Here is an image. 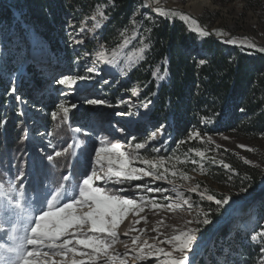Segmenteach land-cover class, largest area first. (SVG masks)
Returning <instances> with one entry per match:
<instances>
[{
  "label": "rangeland",
  "instance_id": "obj_1",
  "mask_svg": "<svg viewBox=\"0 0 264 264\" xmlns=\"http://www.w3.org/2000/svg\"><path fill=\"white\" fill-rule=\"evenodd\" d=\"M142 1L141 4H137L136 12L133 16V20H136L137 23L135 26L131 23L127 31L122 32L124 33L122 41L113 47H108L106 42L102 40L104 29L108 23L103 24L102 21H99L103 26L101 30L97 31L91 19L93 14L95 15L94 11H103L110 16L113 6L111 0H94L92 2L95 10L91 9V13H86L88 19L85 21L84 26L88 31L83 34L84 42L80 45H71L69 43V34H75L74 30L69 28V25H75L76 28H80L85 16L77 13L73 7L69 6L68 13L61 17L64 22L63 34L68 38L67 54L63 51V44L57 50L53 49L52 43L45 38L41 30L16 11L15 16L20 21L19 30L0 26V65L5 63V57H9L12 63L20 64V70L14 72L17 79L23 69L28 66V63H32L36 70L39 71L37 77L42 82V86L36 93L39 95L53 93L57 97L55 101L56 108L57 103L64 99L60 95L61 91H68V89L55 84V80L65 74L85 75L86 66H90L96 60L98 52L104 51L111 56L112 50L116 49L118 54L114 64L112 66H107L103 63L97 64L100 74L91 82L80 81L74 86L75 93L67 97V99L75 101L77 97L83 98L87 94L107 99L111 103L112 99L110 97L112 95L110 92L117 90L116 99H131L135 104H142L138 98L132 96L127 90L124 88L120 89L127 78L128 72L141 61L138 50L143 45L141 42H136L135 39L138 35L134 39L132 38L134 32L138 30L140 20L143 19L145 13L149 16L156 15L151 10L155 2L156 5H166L168 8L165 11L177 13L175 17L177 19H179V14L187 15L185 11L195 8L191 0H154L153 2H148L151 7H143L145 0ZM211 1L215 7L196 9V16L203 23V27L198 23L210 33L214 30H220L227 33V36L220 37L215 34L210 36L220 41L228 38L241 40L247 38L248 42L253 41L256 45L255 48L251 49L264 51L262 50L264 49V0ZM67 5H69L68 2ZM189 17L191 16L189 15ZM126 37L130 42L124 45L123 41ZM57 39L59 38L56 33L53 41ZM85 53H88V55L85 56ZM10 77L11 75L8 83L11 82ZM105 80L109 82L107 84L103 83ZM111 104L115 105L116 103ZM81 105L89 106L86 104ZM27 107L31 112L45 114L49 117H51L50 113L53 111L49 112L43 107H39L42 108V111H37L31 105H27ZM110 108H107L109 109L107 114H90L86 124L81 122L74 123L70 127L72 140L69 139V143L66 145H64V141H57L58 139H55L43 129L40 133L35 130L36 132L30 135L32 139L26 148L16 149L2 155L0 159V180H2L0 182V194L4 199V203L1 208L7 207V213H0V264H20L21 260L27 257V252L29 251L27 241L30 238L35 217L38 215L39 210L44 207L46 199L49 198L44 188L54 191L57 187L63 185V188H65L64 195L76 194L79 181L90 170L89 157L94 147L98 146V140L103 139L105 144L119 142L122 144V150L131 151L128 148L129 137L131 136L136 137L132 141L133 144L150 141L146 149L140 150L139 155L141 157L157 159L160 156H164L169 158L166 159L165 163V167L169 169L166 174L167 178L158 181L145 178L141 181H133L131 185L109 184L108 190L111 192L117 188H128L129 191L122 194L128 197H136L137 191L133 190L132 186L147 183L150 187H161L167 189V191L164 193L144 192L143 195L155 197L161 205L172 203L178 206L172 209L167 207L153 208L150 203L145 201L143 202V212L137 214L129 211L126 213L117 227V241L109 249L108 254L115 257L112 264H121V261H124L125 264H163L162 257L159 260L156 259L158 254L151 257L146 255L144 260L139 259L137 256L139 243L133 244V237H140L141 242L149 239V244H152L165 238H170L172 235L178 234L182 229L197 227L195 223L190 224L189 221L195 220L198 212L207 211L209 208L215 210L214 204L210 205L206 201H200L198 194L191 192V189L196 187L197 184L200 186L199 191L207 189L209 194H215L218 198L223 195H231L233 202L229 210L226 213L222 212L220 215L215 216V223L201 234L200 244L191 255L193 264H218V260L220 264H231V261L223 256V250L221 254L218 252L220 247L222 249L228 248L227 243L223 244L221 242L225 236H221V234L222 231H229L233 227H240L248 231L252 230L254 226L251 223L252 216L250 221L246 223L239 222L242 217L239 218L240 204L238 203L241 199H247L249 197L248 194L253 190L240 192L230 184L216 182L214 177L217 175L225 178L216 168L222 167L219 165L220 160H224L227 163L225 160L227 151L237 154L244 161H251L250 164L262 172L261 180L264 179V136L252 138L237 132H222L208 134L211 135L212 142H208L207 136H205L204 140L180 139L186 141V143L178 145L176 142L179 140L172 142V135L168 134L166 130L164 136L157 134L154 140L151 139V132L158 128L151 122L147 130L135 132L136 123L143 120L146 116L143 108H139V116L131 118L114 115L116 112L128 111L127 107H112L114 110H110ZM60 115L62 116V113ZM29 121L32 123L33 119L29 118ZM33 123L34 126L37 125L36 121ZM114 125L123 127L125 129L124 133L116 131ZM77 126L82 129L81 133L75 131ZM84 129L89 130L87 134H84ZM31 141L36 145L34 146L37 149L36 153L29 147ZM49 144L52 145V148L49 147ZM69 144L76 147V153L82 159L81 163L74 164V167L70 166L69 159L66 157L68 151L73 149L69 148L62 156L54 157V161L51 164L44 159V156L51 153L53 148L63 151ZM241 145L244 147H241ZM156 146L161 147L159 153L152 151V148ZM41 149H43V152H41ZM196 151L205 152V157H197L195 155ZM213 157L215 158V163L212 162ZM64 160H66L67 164L63 163ZM193 160L198 161V163L193 164ZM201 164L203 168H201ZM53 166H57V170H54ZM134 166L145 167L138 161L134 163ZM21 170L25 172L23 184L28 185L27 192L29 197L26 200L22 198L20 182L15 179ZM159 171L162 172L163 169ZM173 172L176 175H172ZM65 175H69L67 182L63 179ZM168 181H171V183H168ZM178 193H183V196L178 195ZM261 193L258 199L253 200V198H250L252 215L257 211L264 190ZM165 197H171V200H166L164 199ZM187 198H191L193 204L191 209L183 204V200ZM125 231L127 235L124 234L126 233ZM87 234L92 235L90 231ZM158 246L165 248L166 251L170 250L167 244H159ZM43 251L49 252V264H52V262H55V264H71L73 258L81 259L78 255L73 257L72 253L60 254L47 248H44ZM144 251L145 253L148 252L147 247H145ZM86 264H90V262L86 260ZM96 264H108L107 258L101 257L96 261Z\"/></svg>",
  "mask_w": 264,
  "mask_h": 264
},
{
  "label": "trees",
  "instance_id": "obj_2",
  "mask_svg": "<svg viewBox=\"0 0 264 264\" xmlns=\"http://www.w3.org/2000/svg\"><path fill=\"white\" fill-rule=\"evenodd\" d=\"M142 2L111 0V18L102 35L108 47L122 41L124 35L121 33L130 27L136 6ZM68 9L67 0H0V26L19 30L20 21L15 16L17 11L41 30L53 49L57 50L63 44V51L67 54L68 38L63 34L61 17L68 13ZM151 17L154 18L151 23L146 19L140 20L139 35L135 39L141 42V37H146L144 42L150 43L151 47L145 51V58L128 72L120 88L129 93L132 88H137L141 95L136 98L142 103L146 97L152 100L145 118L136 123L135 132L147 130L151 122L157 127L166 124L165 130L172 135V142L187 139L188 132L194 128L207 134L237 132L252 138L264 136V51L222 43L212 36L199 37L177 18ZM148 27L151 28L150 34L144 31ZM56 33L59 39L53 41ZM199 59H204L205 64L200 65ZM20 66L12 63L9 57H5V63L0 65V121H7L0 126V159L11 151L26 148L35 130L40 133L43 129L66 145L69 139L72 140L70 127L74 123H88L92 113H109L105 107L99 108L100 111L93 106L81 105L71 111L68 121L60 117L53 121L48 115L31 112L27 105L35 109L43 107L49 112L55 110L57 97L53 93H36L42 82L37 77L39 71L29 62L15 81L18 94L26 101L24 115H17L20 108L15 96L6 97L5 93L10 84L9 76L19 71ZM153 73H156L155 78ZM160 76L165 78L160 80ZM116 92H110L111 103L117 101ZM110 110L114 109L111 107ZM203 117H209L212 122L202 123ZM29 118L37 125L34 126ZM34 146L31 141L29 147L36 153ZM69 149L73 150L68 151L66 158L74 167L82 159L75 146ZM225 160L234 172L217 167L225 178L217 175L214 177L216 182L230 184L238 191L242 186L248 191L257 188L262 178V172L257 167L246 164L240 156L227 151ZM63 163L67 164L66 160ZM53 169L57 170V166ZM24 185L22 198L26 200L29 197L28 185ZM262 196L257 211L252 215V230L240 227L229 229L234 236L225 243L230 249L226 258L231 264H257L260 260L259 249L264 245L253 242L251 237L264 228V194ZM3 203L0 194V213L5 214L7 207L1 208ZM229 231H222L221 236ZM222 250V247L218 249L219 254Z\"/></svg>",
  "mask_w": 264,
  "mask_h": 264
},
{
  "label": "snow or ice",
  "instance_id": "obj_3",
  "mask_svg": "<svg viewBox=\"0 0 264 264\" xmlns=\"http://www.w3.org/2000/svg\"><path fill=\"white\" fill-rule=\"evenodd\" d=\"M143 7H151L148 0H145ZM151 10L155 12L156 16H162L166 19L175 18L177 16V13H170L160 7H153ZM99 17L101 19H106L103 11L99 12ZM91 19L97 29L102 27L97 16H92ZM143 19H146L151 23L154 18L145 13ZM179 19L187 24L189 31L196 33L199 37L206 38L213 34L220 37L227 36V33L220 30H214L210 33L202 28L196 19H192L186 14H179ZM84 23L86 22H83L80 28H76L75 25H69V28L73 29L75 32V34H69V43L71 45L83 44V34L88 31L84 26ZM136 23V20L132 21L134 26ZM124 31L126 32L127 29ZM144 31L150 34L151 28H144ZM121 35H124V33H121ZM137 35H139L138 30L134 32L132 38L134 39ZM145 39L147 38L141 37V43L143 46L138 50L140 60L145 58V51L151 47L150 43L144 42ZM129 42L130 41L127 37L123 41L124 45H127ZM221 42L241 48L256 47L254 43L248 42L247 38L242 40L228 38ZM117 54L116 49L112 50L111 56L107 55L104 51H100L96 55V60L90 66H86L85 75L65 74L54 81L55 84L63 86V88L68 89V91H61L60 95L64 97V99H61L57 103L55 110L50 113L53 121L57 120L58 116H60L63 121H68L70 112L73 109H78L81 104L105 108L127 107L128 111L126 112L114 113V115L121 117L131 118L139 116V108L144 109L145 115L149 112L152 100L147 97L142 104H135L131 99L118 98L115 105L111 104L107 99L89 96L87 94H85L83 98L77 97L75 101L67 99V97L72 96L75 93L74 86L80 81L91 82L100 74L99 69L96 66L97 64L103 63L104 65L112 66L116 60ZM87 55L88 53H85V56ZM205 62L204 59L198 60L200 65H204ZM153 77H156V73H153ZM164 78V76L159 77L160 80H163ZM10 80L11 82L5 96H15L17 105L20 108L17 115L23 116V106L26 101L17 92L16 83L14 82L16 80L15 73L11 74ZM108 82L109 81L107 80L103 81L105 84ZM131 95L139 97L141 93L138 89L133 88L131 90ZM37 111H42V108H37ZM241 111H243V109H241ZM61 113L62 116L60 115ZM6 122V120L0 121V126L6 124ZM209 122H212L209 117L202 118V123L206 124ZM114 127L115 130L120 133H124L125 131L123 127L116 125H114ZM166 127V124H161L158 128L152 131L150 134L151 139L154 140L157 134L164 136ZM75 131L81 133L82 129L77 126ZM88 131V129L83 130L84 134H87ZM205 136H207L208 142H212L211 135L202 133L197 128L188 132L189 140H204ZM135 139V136L129 137L128 148L131 149V151L122 150V144L119 142L105 144L103 139L98 140V146L94 147L92 154L89 157L90 170L84 174L79 181L76 194L70 196L64 195L63 185L57 187L54 191L44 188V191L47 192L49 198L46 199L44 207L39 210L38 215L35 217V222L30 232V238L27 241L29 251L27 252V257L22 259L20 264H49V252L43 251L44 248L54 250L55 253H72L73 257L77 255L81 257V259L73 258L71 264H86V260L87 262H90V264H96V261L101 257H106L108 264H112L115 257L108 254L109 249L112 248L117 241V227L126 213L129 211L136 212L137 214L143 212V202L145 201L150 203L153 208L167 207L172 209L178 206L172 203L161 205L157 202L155 197H146L143 195L144 192L164 193L167 191V189L161 187H150L147 183L132 186V189L137 191L136 197H128L122 194L129 191L128 188H117L111 192L108 190L109 184L131 185L133 181H141L145 178H151L152 181L165 180L167 178L166 174L169 169L165 167V163L166 159L169 158L164 156H160L157 159L141 157L139 155L140 150L146 149L150 141L133 144L132 141ZM225 139H227V137H225ZM176 143L180 145L186 143V141L179 140ZM49 147L52 148V145L49 144ZM72 147L73 145L69 144L67 148L63 149V151L53 148V151L44 156V159L51 164L54 161V157L62 156L68 151V148ZM241 147L244 146L241 145ZM152 151L159 153L161 147H153ZM41 152H43V149H41ZM195 155L204 158L205 152L196 151ZM137 161L145 167L134 166V163ZM212 162L215 163L214 157L212 158ZM244 162L246 164L251 163L249 160H245ZM192 163L196 164L198 161L193 160ZM219 165L229 172H234L232 166L225 163L224 160H220ZM201 168H203L202 164ZM160 169H163V171H159ZM69 175L63 177L65 182L69 180ZM172 175H176V173L173 172ZM24 178L25 172L23 170H21L15 178L20 182L19 186L21 189V195H23V189L25 188V185L23 184ZM229 179H231V176H229ZM168 183H171V181H168ZM199 188L200 186L197 184L196 187L191 189V192L197 193L200 201H206L210 205L214 204L215 210L209 208L207 211L202 210L198 212L197 218L193 221H189L190 224L195 223L197 227H189L186 230H181L178 234L160 240L157 243L149 244L148 240H143L141 242L140 237H133V244L139 243V251L137 252L139 259L144 260L146 255L151 257L158 254L156 255V259L159 260L162 257L163 264H193L191 255L200 244L201 234L210 225L215 223L214 217L220 215L222 212L226 213L233 202L231 195H223L218 198L215 194H209L207 189L199 191ZM247 191V187L242 186L240 188V192ZM178 195L183 196V193H178ZM164 199L171 200V197H165ZM183 204L187 205L190 209L193 207L191 198L184 199ZM89 231L92 235L87 234ZM125 235H127V233H125ZM233 236L234 233L229 231L222 238L221 242L225 243L231 240ZM251 239L253 242H258L264 245V228H261L258 233L253 234ZM159 244L169 245L170 250L166 251L165 248L158 246ZM145 247L148 249L147 253L144 251ZM229 252L230 249L225 247L223 249V256L226 258ZM259 253V264H264V246L260 247ZM52 264H55V262H52ZM121 264H125V262L121 261ZM218 264H220L219 260Z\"/></svg>",
  "mask_w": 264,
  "mask_h": 264
},
{
  "label": "bare ground",
  "instance_id": "obj_4",
  "mask_svg": "<svg viewBox=\"0 0 264 264\" xmlns=\"http://www.w3.org/2000/svg\"><path fill=\"white\" fill-rule=\"evenodd\" d=\"M154 1V0H153ZM156 3V2H155ZM154 3V4H155ZM158 3V2H157ZM191 3L193 4V6L195 8H191L190 11L187 10V15L189 16H195V17H198L196 16V9L199 8V9H202V8H213L215 7L214 6V3L211 1V0H191ZM160 4V3H159ZM157 7L159 5H156ZM161 7L160 8H163L165 10V6L166 5H160ZM195 14V15H194ZM191 18V17H190ZM100 24H102L101 22H99ZM103 26V24H102ZM96 28V27H95ZM97 29V28H96ZM100 29V28H98ZM250 43H253V41H250ZM240 204V210H239V218H241L239 220L240 223H246L248 221H250L251 219V216H252V211H251V207L250 205L252 204L251 201H250V197H248L247 199H241L240 202L238 203ZM160 215V214H159ZM143 216V215H142ZM145 216V215H144ZM144 220V219H143ZM164 220V219H163ZM127 227V225H126ZM129 227V226H128ZM131 228V227H130ZM132 229V228H131ZM184 230V229H182ZM174 231V230H173ZM126 232V231H125ZM127 233V232H126ZM160 233V232H159ZM175 233V231H174ZM125 234V233H124ZM166 234V233H165ZM153 235V234H152ZM176 235V234H175ZM151 236V235H150ZM155 236V235H154ZM149 240V239H148ZM153 240V239H152ZM155 241V240H154ZM152 242V241H151ZM170 248V246H169Z\"/></svg>",
  "mask_w": 264,
  "mask_h": 264
},
{
  "label": "built area",
  "instance_id": "obj_5",
  "mask_svg": "<svg viewBox=\"0 0 264 264\" xmlns=\"http://www.w3.org/2000/svg\"><path fill=\"white\" fill-rule=\"evenodd\" d=\"M94 0H68L67 2H68V4H69V6H71V7H73V9L77 12V13H79V14H81V15H83V16H85V18L82 20V22L81 23H83V22H85L87 19H88V17H87V15H86V13H91L90 11H91V9L94 11L95 9H94V6L92 5V2H93ZM148 2L150 3L151 2V0H148ZM95 12V15L93 14V16H97V19H98V21H102V23L104 24V23H108L109 22V20H110V16H108V15H106L105 14V16H106V19H101L100 17H99V11H94ZM98 30H101V27H100V29H97V31ZM96 31V32H97Z\"/></svg>",
  "mask_w": 264,
  "mask_h": 264
},
{
  "label": "water",
  "instance_id": "obj_6",
  "mask_svg": "<svg viewBox=\"0 0 264 264\" xmlns=\"http://www.w3.org/2000/svg\"><path fill=\"white\" fill-rule=\"evenodd\" d=\"M151 2H153V0H151ZM154 7H157L156 4H154ZM158 7H161L160 5ZM168 7L165 6V9H167ZM187 13V11H185ZM193 19H196L200 25L203 27V23L201 22V20L198 17L195 16H191ZM264 190V179L260 180L258 186L256 189H254L252 192H250L248 195L250 198H253V200L258 199V196L260 195L261 191ZM262 194V193H261Z\"/></svg>",
  "mask_w": 264,
  "mask_h": 264
}]
</instances>
